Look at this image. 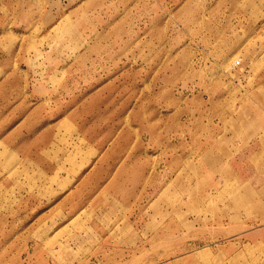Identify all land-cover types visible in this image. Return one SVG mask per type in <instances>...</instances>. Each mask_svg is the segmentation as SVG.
Returning <instances> with one entry per match:
<instances>
[{
	"label": "rangeland",
	"instance_id": "374dc122",
	"mask_svg": "<svg viewBox=\"0 0 264 264\" xmlns=\"http://www.w3.org/2000/svg\"><path fill=\"white\" fill-rule=\"evenodd\" d=\"M0 264H264V0H0Z\"/></svg>",
	"mask_w": 264,
	"mask_h": 264
},
{
	"label": "crops",
	"instance_id": "0c3cea01",
	"mask_svg": "<svg viewBox=\"0 0 264 264\" xmlns=\"http://www.w3.org/2000/svg\"><path fill=\"white\" fill-rule=\"evenodd\" d=\"M251 230H252V229H251ZM233 253H234V254H237V253H239V250H235Z\"/></svg>",
	"mask_w": 264,
	"mask_h": 264
}]
</instances>
